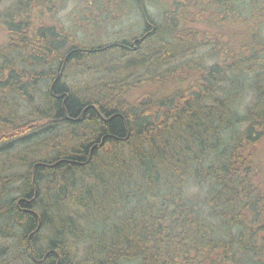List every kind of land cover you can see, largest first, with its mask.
<instances>
[{"label": "trees", "instance_id": "16d2710c", "mask_svg": "<svg viewBox=\"0 0 264 264\" xmlns=\"http://www.w3.org/2000/svg\"><path fill=\"white\" fill-rule=\"evenodd\" d=\"M56 1L0 13V158L31 154L0 168V264H264V163L252 152L264 132V0H153L160 23L147 0H127L141 31L86 44L31 25ZM204 47L217 58H194L188 88L128 102L138 71ZM103 54L111 71L94 66ZM92 68L105 82L71 91L66 72ZM11 181L17 196L4 197Z\"/></svg>", "mask_w": 264, "mask_h": 264}, {"label": "rangeland", "instance_id": "374dc122", "mask_svg": "<svg viewBox=\"0 0 264 264\" xmlns=\"http://www.w3.org/2000/svg\"><path fill=\"white\" fill-rule=\"evenodd\" d=\"M15 1L16 0H4L0 2V13H3L11 6V3H14ZM146 4L147 13L160 23V16H162L161 8L156 6V3L153 2V0H147ZM159 4L160 3L158 2V5ZM34 6L35 2L33 3V6H31V9ZM36 7L39 6H35V8ZM202 17L204 18L205 14L202 15ZM29 20L33 27L48 25L63 29L64 32L67 30V33L75 34L76 36H74L77 41L84 44H86L87 41L89 43H96L99 35H103L104 38L102 39L105 40L109 38H127V36L131 35L134 37L141 31V26L143 25L140 10H138L136 5L128 3L127 0H60L48 4L46 8L40 7V9L34 11V15L29 17ZM186 27L191 28L192 26L187 25ZM195 27L203 29L201 24L195 25ZM4 35L5 32L0 23V45L4 42ZM199 57L201 58V64L203 67L211 66L217 58L214 53L209 52L204 47L201 50L198 49L195 54L187 55L185 58L168 60V62L162 65L163 67L140 70L137 72V77H133H136L133 84L126 88L127 92L124 96L126 95V99L132 104H136L148 98L153 102H161L167 98H172L176 88L179 90H185L188 88L187 86H189L192 78L196 76L194 68L198 63V60H200ZM98 58L100 59H97V63L94 64L95 68L111 71L116 64L114 63L115 57L112 54H103L100 55V57L98 56ZM194 58L199 59L194 60ZM186 64H188V67H185ZM71 70L73 72H66V82L73 92H79V89H83L86 86H92L94 84L99 85L101 81L105 82V77L108 78L109 76L105 72H97L93 68L91 70L88 69L87 71L89 72L84 74H81L74 69ZM161 74L164 75L161 76ZM168 80L171 81L166 82ZM252 99L253 94L250 91H247L238 97V110L242 115L245 109L252 103ZM157 107L158 105L152 108V114L156 112ZM43 137L44 135H40L38 141L43 140ZM54 139L56 143L59 142L58 137ZM54 139H52V141H54ZM52 141L47 142L45 139L44 142L46 143L44 144L52 145ZM252 152H255L258 159L264 163V132L259 140H257L254 148H252ZM25 154V152L20 150L18 155L15 156L16 158L9 152L2 155L0 158V168H2V166L5 167L6 165V169L9 170L15 165L19 166L24 164L21 157L29 158V156H31V154H28L27 156H25ZM16 171L23 173L25 170L16 167ZM10 174L11 173H9V175ZM7 188L8 189L2 192L4 197L13 198L17 196L15 190L17 188V183L11 181ZM96 227L97 230H100V226ZM12 234L13 233H10L9 236L11 237ZM1 243H4V241L0 239V245H2ZM78 243L79 246L73 248V250H75V252H73V257H75L76 260L83 258L87 254L84 249L91 244V240L89 239L88 241L84 239Z\"/></svg>", "mask_w": 264, "mask_h": 264}, {"label": "flooded vegetation", "instance_id": "af4514ba", "mask_svg": "<svg viewBox=\"0 0 264 264\" xmlns=\"http://www.w3.org/2000/svg\"><path fill=\"white\" fill-rule=\"evenodd\" d=\"M137 42V41H136ZM135 41H130V43H131V45L134 43V45H135V43H136ZM129 42H126V43H124V44H116L118 47H120V48H124V47H126V45L128 44ZM45 256V255H44ZM43 260H44V257H43V259L42 260H40L38 263H42L43 262Z\"/></svg>", "mask_w": 264, "mask_h": 264}, {"label": "bare ground", "instance_id": "6f19581e", "mask_svg": "<svg viewBox=\"0 0 264 264\" xmlns=\"http://www.w3.org/2000/svg\"><path fill=\"white\" fill-rule=\"evenodd\" d=\"M13 20V19H12ZM88 38V37H87ZM202 38V37H201ZM135 41V40H134ZM139 41H141V40H139ZM188 41V40H187ZM116 46V45H115ZM100 54V53H99ZM131 56V55H130ZM100 57V56H99ZM192 58V57H191ZM124 63V62H123ZM152 67V66H151ZM163 67V66H162ZM174 68V67H173ZM54 70V69H53ZM154 72V71H153ZM128 73V72H127ZM94 76V75H93ZM125 77V76H124ZM175 79V78H174ZM137 80V79H136ZM94 83V82H93ZM40 88H41V86H40ZM36 90V89H35ZM118 93V92H117ZM43 96V95H42ZM67 112V111H66ZM7 253V252H6ZM10 261V260H9Z\"/></svg>", "mask_w": 264, "mask_h": 264}, {"label": "water", "instance_id": "95a60500", "mask_svg": "<svg viewBox=\"0 0 264 264\" xmlns=\"http://www.w3.org/2000/svg\"><path fill=\"white\" fill-rule=\"evenodd\" d=\"M131 46H134V43Z\"/></svg>", "mask_w": 264, "mask_h": 264}]
</instances>
